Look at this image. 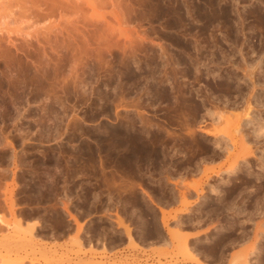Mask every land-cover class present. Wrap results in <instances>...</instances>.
<instances>
[{
    "label": "rangeland",
    "instance_id": "rangeland-1",
    "mask_svg": "<svg viewBox=\"0 0 264 264\" xmlns=\"http://www.w3.org/2000/svg\"><path fill=\"white\" fill-rule=\"evenodd\" d=\"M263 18L264 0H0V221L4 220L0 238L11 234L14 223L10 222L21 218L17 206L27 205L28 200L26 196L16 199L15 194L28 191L29 176L34 178L37 225L47 222L53 229L51 237L41 235L43 230L37 226L32 231L36 238L22 234L31 239V248L19 251L17 258L39 257L48 250L50 259L61 256L69 263L113 258L142 264H202L201 258L185 257L176 245L172 231L179 217L184 223L182 231L177 230L180 235L185 237L191 226L198 227L203 234L199 239L202 250L215 259L220 260L231 247L230 259L236 251L238 258L243 252L248 256L258 246L260 256L253 261L264 264V177L263 183L254 176L244 183L243 172H222L239 148L229 152L226 160L214 137L204 134L213 127L224 128L225 121L221 119L219 125L217 116L203 115L206 110L213 113V107L228 118L241 115L249 96L245 87H251L242 68L261 62L253 69L256 87L250 103L254 104V127L264 123V101L255 103V95L264 94ZM219 73L233 74L237 79L228 82L242 94L220 90ZM181 94L188 96L184 106ZM241 126L242 133L251 134L245 119ZM249 139L256 155L249 158L250 170L257 174L256 159H264V135ZM190 184H199L197 195ZM210 187L219 192H211ZM239 194L244 199L236 198ZM224 204H230V209ZM154 205L166 213V226L160 223L162 217ZM69 214L76 217V223ZM116 215L135 243L132 239L128 244L118 243L110 252L88 244L84 247V233L88 243L107 235L121 242L122 227L113 221ZM164 231L176 240L170 239V248L164 249L159 241ZM185 243L193 247L188 240ZM4 253L1 249L2 259Z\"/></svg>",
    "mask_w": 264,
    "mask_h": 264
},
{
    "label": "bare ground",
    "instance_id": "bare-ground-1",
    "mask_svg": "<svg viewBox=\"0 0 264 264\" xmlns=\"http://www.w3.org/2000/svg\"><path fill=\"white\" fill-rule=\"evenodd\" d=\"M25 2V1H24ZM256 14V13H255ZM263 16V15H262ZM264 19V18H263ZM264 21V20H263ZM264 23V22H263ZM240 35V34H239ZM183 42V41H182ZM184 43V42H183ZM214 43H215V41H214ZM192 44V43H191ZM190 44V45H191ZM199 44V43H198ZM198 44H196V45H198ZM236 44V43H235ZM195 45V44H194ZM193 44H192V46H194ZM195 47H197V46H195ZM191 49H192V47H190ZM200 48H197V50H199ZM165 50V49H164ZM163 49H162V51H164ZM193 50H196L195 48L193 49ZM196 50V51H197ZM194 53H195V51H193ZM199 52H201V51H199ZM163 54H164V52H163ZM201 54V53H200ZM179 55V54H178ZM184 55V54H183ZM202 55V54H201ZM241 55V54H240ZM172 55H170V57H171ZM181 56V55H180ZM187 56V55H186ZM166 57V56H165ZM164 57V58H165ZM175 57V56H174ZM188 57V56H187ZM167 58H168V56H167ZM173 58V57H172ZM193 58V57H192ZM168 59H170V58H168ZM175 59V58H174ZM173 59V60H174ZM184 59H185V57H184ZM187 59V58H186ZM194 59V58H193ZM153 60V59H152ZM176 60V59H175ZM195 60H197L196 58H195ZM201 60V59H200ZM216 60V59H215ZM169 61H172V60H169ZM187 61L189 62V63H192L191 62V59L188 57V59H187ZM186 61V62H187ZM193 61V60H192ZM198 61V60H197ZM167 62V61H166ZM178 62V61H177ZM185 62V63H186ZM194 62V61H193ZM163 63V62H162ZM198 63V62H197ZM215 63V62H214ZM261 63V62H260ZM259 62L257 63V64H255V66L254 67H252L251 65H248V64H246L245 66H244V68H242L243 70V72H245V76L247 77V78H249V81H251V87L249 86V85H246V90H248V94H249V96L245 99V101H244V105H243V109H242V114L241 115H233V117L232 118H228L229 117V115L227 116V117H225V116H223L219 111L220 110H218V108H217V110H216V108H212L211 110H213L212 112L213 113H211V111H209V110H206L205 111V113L206 114H203V115H206V116H208V118H212V116H217L216 117V120H218V121H220L221 119H223L224 121H225V124L226 125H224V128H214L213 126V130H212V132L210 131V129H208V131L207 130H204V134L205 135H207V136H211V137H214V144H215V146L219 149V150H221L224 154H226V156H225V158H226V160H228V158H230V153L229 152H232V151H236L235 149L237 148L238 149V153H237V156L235 157V159L233 160V162H232V164L231 165H229V166H227L226 167V169L224 170L223 169V173H226L227 175H235L237 172H243V177H244V183H247V182H250L252 179H250L251 178V176H254V178H255V180H259V182H260V179L262 178V177H264V159L262 160L260 157L259 158H257L256 159V161H257V163H256V167L259 169L258 171H260V173H255V172H253V171H251L250 170V168H251V164L249 165V163H250V160H249V158L250 157H253V156H256L255 154H254V151L255 150H253L252 151V147H250V144L251 143H249L248 144V142L247 141H249L250 139H249V137H252V139H253V137L254 138H258L259 136H263L264 135V123H256V126L254 127V125H253V117L251 116V113L253 112L252 110H253V106H254V104H253V106L251 105L252 103H250V95L252 94V92H253V90H255V82H252V78H253V76H252V74H253V69H256V68H258V66H259V64H260ZM164 64H166V63H164ZM175 64V63H174ZM176 64H178V63H176ZM179 64H181V62L179 63ZM193 64V63H192ZM200 64V63H199ZM206 64V63H205ZM188 65V64H187ZM158 66V65H157ZM167 66V65H166ZM168 66H169V64H168ZM186 66V65H185ZM189 66V65H188ZM193 66H196V62H195V65H193ZM172 66H170V68H171ZM183 67V66H182ZM187 67V66H186ZM185 67V68H186ZM202 67V66H201ZM248 67L250 68L249 70H248ZM162 68V67H161ZM165 68V67H164ZM163 68V69H164ZM169 68V67H168ZM173 68V67H172ZM171 68V70H174V68L172 69ZM190 68H191V65H190ZM192 68H194V67H192ZM191 68V69H192ZM195 69V68H194ZM165 70V69H164ZM187 70H188V68H187ZM196 70L198 71L199 69L197 68V66H196ZM166 71V70H165ZM176 71V70H175ZM183 71H184V69H183ZM182 71V72H183ZM193 72H197V71H194V70H192ZM201 71H199V73H200ZM207 72V71H206ZM205 72V73H206ZM210 72V71H209ZM207 73V74H211V73ZM162 73H163V71H162ZM171 73V72H170ZM178 72L176 71V74H177ZM180 73H181V70H180ZM184 73H185V71H184ZM164 74V73H163ZM179 74V73H178ZM197 74V73H196ZM201 74V73H200ZM217 74V73H216ZM151 75V74H150ZM160 75V74H159ZM166 75V74H165ZM212 75V74H211ZM244 75V74H243ZM153 77H154V75H153ZM161 77H162V74H161ZM165 77V76H164ZM217 77L218 78H220V81L218 82V88L220 89V90H222V91H224L225 93H230V92H236V93H241L242 94V90H238V88H236V90L234 89L235 87H231V85L229 84V82H228V80H235V79H237L236 77H234L233 76V74H231V73H227L226 75H225V77L222 75V74H218L217 75ZM150 78V77H149ZM170 78V77H169ZM180 78V77H179ZM215 78V77H214ZM160 79V78H159ZM184 79V78H183ZM197 79V78H196ZM170 80H173V78L172 79H170ZM163 82H164V78H163V80H162ZM166 81V80H165ZM160 83V82H159ZM170 83V82H169ZM157 84V83H156ZM158 85V84H157ZM161 85V84H160ZM165 85V84H164ZM162 86V85H161ZM166 86H169V85H166ZM172 86V85H171ZM249 86V87H248ZM136 87V86H135ZM160 87V86H159ZM181 88H182V86H180ZM179 87V88H180ZM185 87V86H184ZM171 88H173V87H171ZM175 88V87H174ZM179 88H177V89H179ZM180 88V89H181ZM217 88V87H216ZM233 88V89H232ZM143 89V88H142ZM169 89V88H168ZM167 89V90H168ZM176 89V90H177ZM161 90H162V88H161ZM263 90V89H262ZM171 90H169L168 92H170ZM179 91V90H178ZM178 91H176V92H178ZM195 91V90H194ZM159 93V92H158ZM162 93V92H161ZM171 93V92H170ZM173 93V92H172ZM182 93H184L183 91H182ZM245 93V92H244ZM163 94L164 95H168V93L167 92H164V89H163ZM180 94V93H179ZM186 94V93H185ZM190 94V93H189ZM188 93H187V95H189ZM173 95V94H172ZM178 95V94H177ZM182 95V94H181ZM191 95V94H190ZM189 95V96H190ZM261 96H257V95H255L256 97H255V103L257 104V103H261V102H263L264 101V94H260ZM169 96H171V95H169ZM175 97H176V95H175ZM177 97H179L178 99H181V97L180 96H177ZM184 97H187V99H188V96H184ZM184 97H183V95H182V98H183V101H182V99H181V101L183 102L182 104H181V102H180V104L182 105V106H184L185 104V99H184ZM191 97V96H190ZM253 97V96H252ZM172 98H173V96H172ZM176 99V98H175ZM251 99H253V98H251ZM125 100V99H124ZM171 100V99H170ZM123 101V100H122ZM177 101V100H176ZM172 102V101H171ZM170 102V103H171ZM188 103H189V101H187ZM172 103H174V102H172ZM188 103L186 104V105H188ZM166 104V103H165ZM175 105H176V103H174ZM173 104V105H174ZM177 104H179L178 103V101H177ZM184 104V105H183ZM190 104H192L191 102L189 103V105ZM214 104V103H213ZM264 104V103H263ZM195 105V104H194ZM197 105V104H196ZM132 106V105H131ZM169 106H170V104H169ZM211 106H213V105H211ZM216 106V105H215ZM264 106V105H263ZM134 107V106H133ZM179 107H180V105H179ZM196 108V107H195ZM198 108H200V107H198ZM205 108V107H204ZM177 109V108H176ZM190 108L188 107V110H189ZM194 109V108H193ZM208 109V108H207ZM182 110V112H184L183 111V108L181 109ZM185 110V109H184ZM197 110V109H196ZM195 110V111H196ZM202 110H204V109H202ZM179 111H180V108H179ZM185 111H187V110H185ZM190 111V110H189ZM195 111H193V113L195 112ZM182 112H181V114H182ZM188 112V111H187ZM187 112H185V113H187ZM192 112V111H191ZM197 112V111H196ZM179 113V112H178ZM184 113V114H185ZM180 113L178 114V115H181ZM191 113H189V115H190ZM214 114V115H213ZM188 115V114H187ZM194 115H195V113H194ZM184 116V115H183ZM196 116V115H195ZM177 117V116H176ZM185 117H186V115H185ZM193 117V116H192ZM192 117H189V118H192ZM202 117V116H201ZM141 119H143V118H141ZM175 119V118H174ZM180 119H182V118H180ZM188 119V118H187ZM195 118H193V120H194ZM242 119H245V121H246V124L247 123H249V126H250V128H252V130H251V134L249 133V134H244V133H242V131H241V122H242ZM184 120V119H183ZM182 120V121H183ZM190 120H192V119H190ZM199 120V119H198ZM222 120V121H223ZM256 120V119H255ZM128 121V120H127ZM138 121V120H137ZM200 121H202V120H200ZM222 121H220V123H219V125L221 124V122ZM142 122V121H141ZM186 121L184 120V123H185ZM217 122V121H216ZM143 123V122H142ZM244 123V122H243ZM125 124V123H124ZM123 124V125H124ZM119 125V124H118ZM217 125H218V123H217ZM127 126V125H126ZM216 126V125H215ZM211 127V126H210ZM132 128V127H131ZM245 128V127H244ZM145 129V128H144ZM124 130H126V129H124ZM187 130V129H186ZM185 130V131H186ZM246 130V129H245ZM145 131V130H144ZM144 131H143V133H144ZM132 132V131H131ZM142 133V132H141ZM181 133V132H180ZM145 134V133H144ZM184 134H185V132H184ZM183 134V135H184ZM187 134V133H186ZM244 134V135H243ZM190 135V134H189ZM192 135V134H191ZM190 135V136H191ZM146 136V135H145ZM180 137V136H179ZM183 137V136H182ZM188 137V136H187ZM186 137V138H187ZM192 137V136H191ZM190 137V138H191ZM83 138V137H82ZM190 138H187L188 140L190 139ZM183 139V138H182ZM251 139V140H252ZM141 140V139H140ZM254 140V139H253ZM5 141V140H4ZM6 142V141H5ZM138 142H140V141H138ZM227 142H228V144H227ZM256 143V142H255ZM4 144V143H3ZM2 144V145H3ZM8 145L11 147V143L8 141ZM172 146V145H171ZM230 146V147H229ZM254 147H255V145H254ZM162 148V147H161ZM160 148V149H161ZM164 148V147H163ZM162 148V149H163ZM216 148V149H217ZM256 148V147H255ZM188 149V148H187ZM194 150V149H193ZM192 150V151H193ZM12 151V150H11ZM97 151V150H96ZM187 151V150H186ZM191 151V150H190ZM162 152H164V151H162ZM185 152V151H184ZM218 152V151H217ZM221 153V152H220ZM161 154V153H160ZM190 154H191V152H190ZM192 154H193V152H192ZM162 155H164L163 153H162ZM182 155V154H181ZM234 155V154H233ZM137 156V155H136ZM224 156V155H223ZM105 157V156H104ZM172 157V156H171ZM185 157V156H184ZM210 157V156H209ZM218 158V157H217ZM255 158V157H254ZM136 159V158H135ZM146 159H147V157H146ZM148 159H150V158H148ZM200 159V158H199ZM236 159H240V160H236ZM164 161V160H163ZM231 161V160H230ZM255 161V162H256ZM135 162V161H134ZM170 162V161H169ZM101 163V162H100ZM158 163H159V161H158ZM135 164H136V162H135ZM168 164V163H167ZM104 165V164H103ZM136 166V165H135ZM145 166V165H144ZM174 166V165H173ZM102 167V166H101ZM197 167V166H196ZM223 167V166H222ZM185 169V168H184ZM161 170V169H160ZM204 171L206 170V172H207V169H203ZM210 170V169H209ZM163 171V170H162ZM203 171V174L205 173ZM105 172V171H104ZM164 172H167V171H164ZM189 172V171H188ZM200 173V172H199ZM255 173V174H254ZM142 174H143V172H142ZM3 175V174H2ZM1 176V175H0ZM5 176V175H4ZM47 176V175H46ZM55 176V175H54ZM165 177H167V176H165ZM6 178V177H5ZM131 178V177H130ZM141 178V177H140ZM170 178V177H169ZM253 178V179H254ZM73 179V178H72ZM127 179V178H126ZM165 179V178H164ZM167 179V178H166ZM228 179V178H227ZM62 180V179H61ZM161 180V179H160ZM168 180V179H167ZM185 180V179H184ZM232 180V179H231ZM69 181V180H68ZM226 181V180H225ZM229 181V180H228ZM168 182V181H167ZM182 182V181H181ZM236 182V181H235ZM207 183V182H206ZM226 183V182H225ZM228 183H230V182H228ZM227 183V184H228ZM257 183V182H256ZM260 183H263V182H260ZM179 184V183H178ZM135 185V184H134ZM191 185V184H190ZM259 185V184H258ZM120 186V185H119ZM261 186V185H260ZM185 187V186H184ZM186 187H188V189H189V187L190 186H186ZM198 187H199V184H195V185H191V191L192 192H194V193H196V195H197V192L199 191V190H197L198 189ZM233 187V186H232ZM243 187V186H242ZM216 188V187H215ZM215 188H213V187H210V191L211 192H217V190L215 189ZM245 188V187H244ZM260 188V187H259ZM184 189V188H183ZM209 189V188H208ZM261 189V188H260ZM185 190V189H184ZM221 190V189H220ZM244 190V189H243ZM242 189H241V191H243ZM254 190V189H253ZM186 191V190H185ZM240 191V192H241ZM248 190H246V192H247ZM182 192H183V190H182ZM203 192V191H202ZM219 192V191H218ZM217 192V193H218ZM238 192H239V189H238ZM237 192V193H238ZM253 192V191H252ZM143 193V195H145L144 197L145 198H147V200L148 201H150V203H152V204H154L153 203V200L154 199H152L151 198V196L149 195V194H147L146 192H142ZM188 193V192H187ZM223 193V192H222ZM236 193V194H237ZM243 193V192H242ZM250 193V192H249ZM174 194V193H173ZM210 194V193H209ZM225 193H223V195H224ZM235 194V195H236ZM184 195V194H183ZM234 195V196H235ZM238 195V194H237ZM240 195V194H239ZM246 195V194H245ZM250 195V194H249ZM258 195V194H257ZM182 196V195H181ZM204 196V195H203ZM201 197V199H200V201H202L203 203L205 202V198L204 197ZM214 196H216V195H214ZM219 196V195H218ZM171 197V196H170ZM183 198H184V196H182ZM240 197H241V195L238 197H236V198H239L240 199ZM259 197V196H258ZM162 198V197H161ZM169 198V197H168ZM179 198V197H178ZM177 198V199H178ZM232 198H234V197H232ZM236 198H235V200H236ZM242 198V197H241ZM247 198V197H246ZM260 198V197H259ZM258 198V199H259ZM261 198H262V196H261ZM144 199V198H143ZM173 199H175V198H173ZM242 199H244V198H242ZM241 199V200H242ZM254 199V198H253ZM256 199V198H255ZM258 199H257V201H258ZM263 199H264V197H263ZM262 199V200H263ZM234 200V199H233ZM2 201V200H1ZM70 201V200H69ZM155 201V200H154ZM245 201V200H244ZM243 201V202H244ZM249 201V200H248ZM260 201V200H259ZM259 201H258V203H259ZM157 202V201H156ZM163 202H165V201H163ZM201 202V203H202ZM230 202V201H229ZM228 202V203H229ZM261 202V201H260ZM263 202H264V200H263ZM158 203V202H157ZM166 203V202H165ZM181 203V202H180ZM183 203V202H182ZM224 203V202H223ZM226 203V202H225ZM252 203H254V202H252ZM256 203V202H255ZM162 204H164V203H162ZM187 204V203H186ZM185 204V205H186ZM244 204V203H243ZM67 205V204H66ZM133 205V204H132ZM157 205V204H156ZM156 205H154L155 207H156V209L158 210V212L160 213V216L162 217V218H160V223L162 224V225H164V226H166L165 225V222H166V220H165V215H166V213L164 212V210H162V207H158V206H156ZM160 205V204H159ZM180 205H182V204H180ZM197 205V204H196ZM202 205V204H201ZM219 205V204H218ZM224 205H226V204H224ZM233 205V203H231V206ZM253 205H256V204H253ZM52 206V205H51ZM64 206H65V203H64ZM74 206V205H73ZM183 206H184V204H183ZM198 206H200V205H198ZM243 206V205H242ZM257 206L258 205H256V209L258 210V208H257ZM261 203H260V207L259 208H261ZM11 207V206H10ZM67 207V206H66ZM193 207V206H192ZM226 207H227V205H226ZM228 207H230V204H229V206ZM227 207V208H228ZM252 207V206H251ZM5 208V207H4ZM111 208V207H110ZM122 208V207H121ZM224 208V207H223ZM234 208V207H233ZM239 208V207H238ZM245 208V207H244ZM253 208V207H252ZM254 208H255V206H254ZM263 208V207H262ZM261 208V209H262ZM63 209V211H66L64 208H62ZM183 209V208H182ZM210 209H212V208H210ZM226 209V208H225ZM228 209H230V208H228ZM240 209V208H239ZM256 209H253V210H256ZM68 210V209H67ZM122 210V209H121ZM137 210V209H136ZM181 210V209H180ZM209 210V209H208ZM214 210V209H213ZM212 210V211H213ZM232 210V209H231ZM234 210V209H233ZM242 210H244V209H242ZM246 210H248V209H246ZM250 210H252L251 208H250ZM260 210V209H259ZM218 211V210H217ZM225 211V210H224ZM238 211V210H237ZM239 211H241V209L239 210ZM261 211V210H260ZM62 212V211H61ZM69 212V211H68ZM226 212V211H225ZM245 212V211H244ZM243 212V213H244ZM247 212V211H246ZM250 212V211H249ZM249 212H247L246 214H248ZM257 211H253V213H256ZM253 213H252V215L251 214H249V215H251V217L253 218ZM229 214H230V212H229ZM257 214V213H256ZM68 215V214H67ZM70 215V217L72 216L71 214H69ZM189 215V214H188ZM191 215V214H190ZM210 215V214H209ZM9 216V215H8ZM113 216V215H112ZM131 216V215H130ZM196 216H198V215H196ZM239 216V215H238ZM247 216V215H246ZM14 217H15V215H14ZM116 217H117V215H116ZM171 217V216H170ZM181 217V216H180ZM249 217V216H248ZM1 218H3V216L1 217ZM20 217H17V219L16 220H13V222H10V223H14L13 224V227H14V230H13V232H12V229H13V227L11 228V234H9L8 232V236L6 235L5 237H2V236H4V235H2L1 236V238H0V251H1V249H3V251L5 250L6 251V254L4 253V257H3V259L0 257V259H2V262H1V260H0V264H22V262H23V260H27V262H29V264H35V263H37V264H142L141 263V261H138V260H126V259H124V260H120V261H115L113 258H109V260H102V261H99V260H95L94 258H93V260L92 259H86V260H79V261H77V262H74V263H72V261H71V263H69V262H66L63 258H61V256H60V258H54V259H50V257H48L49 256V254L48 253H50L47 249V252H42L41 254H40V256L39 257H28V255H27V253H26V255H27V257H24V259H20V258H17L20 254H19V251L21 252V250H24V249H26V247L27 246H30V244H31V239L29 238V239H27L26 237H24V235L25 234H27V237L28 236H30L31 238H32V231L34 230V224L36 225V223H38V222H36V223H34L33 222V224L31 223V225H24L22 222L23 221H21L22 220V217L19 219ZM196 218H198V217H195V219L194 220H196ZM204 218V217H203ZM6 219V218H5ZM14 219V218H13ZM36 219V218H35ZM111 219V218H110ZM136 219V218H135ZM168 219V218H167ZM175 219V218H174ZM210 219V218H209ZM246 219V218H245ZM244 219V220H245ZM249 219H251V218H249ZM8 220V219H7ZM7 220H5V221H7ZM71 220L74 222V223H76V217H71ZM192 220V219H191ZM238 220V219H237ZM244 220L243 221H241V222H244ZM3 219L0 221V224L2 225V223H3ZM71 221V222H72ZM113 221L115 222V224H117L118 225V227H122L121 229H122V231L124 230V232H125V234H126V236L128 237H126L125 235H123L125 238H126V240L128 239V240H131L132 238H133V236H130V234H129V232H130V230L127 228V226L124 224V222H122V218H120V217H117V218H113ZM134 221V220H133ZM25 222V221H24ZM136 222H138V221H136ZM185 222V221H184ZM196 222V221H195ZM66 223V222H65ZM246 223H248L247 221H246ZM5 224V223H4ZM3 224V225H4ZM23 224V225H22ZM142 224V223H141ZM189 224V223H188ZM191 224V223H190ZM192 224L194 225V223H193V220H192ZM197 224H199L198 222H197ZM244 224V223H243ZM6 227H7V222H6ZM230 225H232L231 223H230ZM11 226V225H10ZM26 226V227H25ZM184 226V223H182V221L180 220V218L178 217V219L174 222V227H176V230H174V231H172V232H174L173 234L175 235H173V237H175L174 239H177V241L176 240H174L173 238V241L175 242L176 241V245L179 243V245L182 247V249L183 250H181V252L183 253V254H185V257L187 256V257H189L190 259H193V260H196L198 257V255H197V253H195V251L193 252V249H194V247H189L188 246V244H186L185 243V240L187 241V238L188 237H186V236H188V234L186 235L185 234V237H186V239H185V237H184V235L181 233V235H180V233H179V231L181 232L182 230H180L182 227ZM208 226V225H207ZM256 226V225H255ZM3 227V226H2ZM140 227V226H139ZM221 227V226H220ZM240 227H241V225H240ZM257 227H259V226H257ZM8 228V227H7ZM178 228V229H177ZM238 228H239V226H238ZM254 228V227H253ZM262 228V227H261ZM5 229V228H4ZM69 229V228H68ZM165 229V228H164ZM211 229V228H210ZM0 230H1V228H0ZM166 230V229H165ZM177 230H179V231H177ZM206 230V229H205ZM254 230V229H253ZM257 230V229H256ZM255 230V231H256ZM258 230H260V228L258 229ZM262 230V229H261ZM77 231V230H76ZM139 231V230H138ZM6 232V231H5ZM124 232H122V233H124ZM242 232H243V230H242ZM245 232V231H244ZM244 232H243V234H244ZM247 232V231H246ZM249 232V231H248ZM2 233V232H1ZM25 233V234H24ZM75 233V232H74ZM240 233H241V231H240ZM22 234H24V235H22ZM75 234H77V233H75ZM257 234V233H256ZM35 235V234H34ZM71 235V234H70ZM136 235V234H135ZM141 235V234H140ZM164 235V236H163ZM162 235V238H161V236H160V238L161 239H159V241L161 240V243H162V247H163V245H165L164 246V249H165V247H167L166 245H168V247L170 246V244H171V242H170V239H171V237H172V235L170 234V231L168 232V231H164V234ZM170 235V236H169ZM190 235V234H189ZM254 235H255V233H254ZM23 236V237H22ZM137 236V235H136ZM197 236V235H196ZM244 236V235H243ZM245 236H246V233H245ZM244 236V237H245ZM259 236V235H258ZM264 236V235H263ZM35 236H33V238H34ZM142 237V236H141ZM191 237H193V235H191ZM195 237V236H194ZM241 237V236H240ZM248 237H250V236H248ZM262 236H260L259 238H261ZM36 238V237H35ZM38 238V237H37ZM137 238H138V236H137ZM242 238V237H241ZM55 239V238H54ZM74 239H75V237H74ZM157 239V238H156ZM157 239V240H158ZM172 239H171V241H172ZM189 239V238H188ZM248 239V238H247ZM256 239V238H255ZM33 240V239H32ZM41 240V239H40ZM77 240V239H76ZM133 240V239H132ZM230 240V239H229ZM233 240H234V238H233ZM236 240H237V238H236ZM135 240H133V242H134ZM244 241V240H243ZM247 241V240H246ZM78 242V241H77ZM128 242H131V241H128ZM128 242H127V244H128ZM158 242V241H157ZM178 242V243H177ZM240 242V241H239ZM35 243V242H34ZM135 243V242H134ZM159 243V242H158ZM161 243H159L160 245H161ZM233 243V242H232ZM236 243V242H235ZM235 243L233 244V245H235ZM80 244V243H79ZM94 244V243H93ZM97 244V243H96ZM32 245H34L33 243H32ZM103 245V244H102ZM157 245V244H156ZM172 245V244H171ZM230 245H232V244H230ZM232 245V246H233ZM241 245V244H240ZM245 245V244H244ZM244 245H242V246H244ZM250 245V244H249ZM94 246V245H93ZM104 246V245H103ZM135 246V245H134ZM174 246V245H173ZM226 246V245H225ZM229 246V245H228ZM227 246V247H228ZM238 246H239V244H238ZM241 246V247H242ZM257 246V245H256ZM255 246V247H256ZM261 246V245H260ZM96 247V246H95ZM115 247V246H114ZM161 247V246H160ZM161 247V248H162ZM231 247V246H230ZM30 248H31V246H30ZM170 248V247H169ZM33 249V248H32ZM43 250H44V247L42 248ZM41 249V250H42ZM114 249V248H113ZM222 249V248H221ZM233 248L231 247V250H232ZM238 249V248H237ZM258 249V246L255 248V249H253V252H251L250 254H248V256L246 257L245 256V253L243 252L242 254H244V255H240L241 256V258H238L239 256H237V254L236 253H238L237 251H236V253H235V255L231 258V259H229V262H227L228 264H255V262H257V261H253V260H255V259H253V258H258L259 256H260V253H259V250H257ZM31 250V249H30ZM107 250V249H106ZM197 250V249H196ZM202 250V249H201ZM220 250V249H219ZM223 250V249H222ZM252 250V249H251ZM26 251V250H25ZM28 251V250H27ZM221 251V250H220ZM233 251V250H232ZM231 251V252H232ZM12 252L14 253V256H16V258H14V259H12V257H10V254H12ZM108 252H110L109 250H108ZM200 253V252H199ZM221 253V252H220ZM234 252H232L231 254H233ZM53 254V253H52ZM110 254V253H109ZM1 255V254H0ZM117 255V254H116ZM224 255V254H223ZM239 255V254H238ZM13 256V257H14ZM52 256V255H51ZM243 256V257H242ZM92 257V256H91ZM90 257V258H91ZM94 257V256H93ZM110 257H112V256H110ZM204 257V256H203ZM209 257V256H208ZM117 258V257H116ZM207 258V257H206ZM128 259V258H127ZM200 259V258H199ZM209 259V258H208ZM214 259V258H213ZM227 259V260H228ZM192 260V261H193ZM221 260V259H220ZM190 261V260H189ZM216 261V260H215ZM41 262H43V263H41ZM221 262H224V261H220L219 263H221ZM218 263V264H219ZM257 263H259V262H257ZM172 264H175V263H172Z\"/></svg>",
    "mask_w": 264,
    "mask_h": 264
},
{
    "label": "crops",
    "instance_id": "crops-1",
    "mask_svg": "<svg viewBox=\"0 0 264 264\" xmlns=\"http://www.w3.org/2000/svg\"><path fill=\"white\" fill-rule=\"evenodd\" d=\"M25 221V222H24ZM37 222V219H29V218H24L23 219V224L25 225H31V223L33 224V222L34 223H36ZM22 224V225H23ZM40 225V224H39ZM39 225H37V223H36V225L34 224V230H36V226H37V229H38V227H39ZM26 227V226H25ZM192 227V229H190V230H187V231H185V233H188V234H190V237H189V239L187 238V240L192 244V246L194 247V251H195V253H197V257L198 258H201L202 260L200 261V262H202V264H218L220 261H224V262H221V263H219V264H228L227 262H229V259H230V257H231V253L234 251V249H229V250H226L225 252H224V255H222L221 256V260H217V259H215V257L214 256H212V255H210V254H208V253H206L204 250H201L202 248H201V241H199V239L203 236V234L200 232L199 233V231H200V229H198V227H196V226H191ZM199 233V234H198ZM124 235V233H122V231L120 232V236H122L123 238H122V241L121 242H116L112 237H111V235H107L105 238H99V239H96V238H93L92 240H91V243H88L87 242V239H85V238H87L88 237V235L86 234V233H84V235L83 236H86L85 238H84V247H87L88 245H94V246H96L97 247V249H99V250H102V248H105V249H107V250H109L110 251V248H113L115 245H117L118 243L119 244H121V245H124V244H126L127 242H128V239L126 240V238L123 236ZM191 235H193V237H191ZM197 235V236H196ZM51 236H53V235H50L49 237H51ZM195 236V237H194ZM48 237V236H47ZM138 239H142V237L141 236H138ZM88 241H90V239H88ZM139 241V240H138ZM59 242H60V240H59ZM143 242V241H142ZM94 243V244H93ZM97 243V244H96ZM144 243V242H143ZM88 244V245H87ZM104 246H103V245ZM159 246H161V245H158V247ZM197 249V250H196ZM193 251V252H194ZM232 251V252H231ZM200 252V253H199ZM204 256V257H203ZM209 256V257H208ZM118 257H120V256H118ZM117 257V258H118ZM124 257V256H123ZM207 257V258H206ZM209 258V259H208ZM214 258V259H213ZM229 258V259H228ZM228 259V260H227ZM216 260V261H215Z\"/></svg>",
    "mask_w": 264,
    "mask_h": 264
},
{
    "label": "flooded vegetation",
    "instance_id": "flooded-vegetation-1",
    "mask_svg": "<svg viewBox=\"0 0 264 264\" xmlns=\"http://www.w3.org/2000/svg\"><path fill=\"white\" fill-rule=\"evenodd\" d=\"M26 180L28 181V185L26 186V189H28V191L26 193H23V192L18 193L17 192L15 194V198L19 199L22 197L21 199H23V197L26 196L27 200H28L27 205H25L24 203H21L20 205H18L17 206V208H18L17 213H18V211L20 212L22 219L29 218L32 220V219L36 218L34 215V202H33V200H34L33 199V196H34V194H33V180H34V178H33V176H29ZM0 182H2L1 178H0ZM29 201H30V203H29ZM2 206H3V204L1 201V197H0V210H2ZM70 223L72 224V222H70ZM48 225L49 224L47 222H41L40 223L38 230H41V231L43 230V233H41V235L48 236V237L50 235H53V229L48 227ZM54 235H56V234H54Z\"/></svg>",
    "mask_w": 264,
    "mask_h": 264
}]
</instances>
